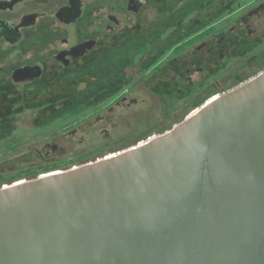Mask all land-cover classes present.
Masks as SVG:
<instances>
[{"label":"flooded vegetation","instance_id":"flooded-vegetation-1","mask_svg":"<svg viewBox=\"0 0 264 264\" xmlns=\"http://www.w3.org/2000/svg\"><path fill=\"white\" fill-rule=\"evenodd\" d=\"M260 69L264 0H0V149L33 141L0 185L60 173L115 145L69 153L84 124L149 101L161 110L154 123H177ZM145 125L116 141L145 139Z\"/></svg>","mask_w":264,"mask_h":264},{"label":"water","instance_id":"water-1","mask_svg":"<svg viewBox=\"0 0 264 264\" xmlns=\"http://www.w3.org/2000/svg\"><path fill=\"white\" fill-rule=\"evenodd\" d=\"M47 174L0 188V264H264V71L142 145Z\"/></svg>","mask_w":264,"mask_h":264},{"label":"rangeland","instance_id":"rangeland-1","mask_svg":"<svg viewBox=\"0 0 264 264\" xmlns=\"http://www.w3.org/2000/svg\"><path fill=\"white\" fill-rule=\"evenodd\" d=\"M262 71H264V69H260L257 72L255 71L253 74H251V76L242 79L241 82H239V84L235 85L234 87L229 88L227 91L234 89L235 87L243 84L244 82L255 77L257 74L261 73ZM222 94L223 93H219V94L214 95L213 97L217 95L219 96ZM213 97H211L210 99H212ZM210 99H208L207 101H209ZM202 105L200 107H202ZM160 113H161V110L156 108L154 104H152L149 101L146 107L136 108L132 110L131 113H128V112H125L122 114H118V112L115 113L112 116L111 120H108L107 123H100L98 125L84 124L85 126H83L81 134L76 137L77 140H68L66 142L67 147H68L67 149L69 150V153L80 152L82 150L81 148H86L89 146L104 145V144H108L114 141L115 143L113 144L115 145L108 147L103 155H96L95 157L91 158L90 162H95L98 159L105 158L111 154L119 153L135 145L137 146L141 142L149 141L151 137H158L159 135H162L165 132L171 130L180 121L181 122L183 121L182 119H180L177 123L175 122L173 123L169 122L165 124L154 123V120L157 119ZM145 124L149 125V127L146 128L148 129V131H146L147 136L145 139H143L145 136L143 138L139 136L131 140L116 141V140H119V137L125 136L128 133H131L134 130L139 129L140 126L145 125ZM104 129L108 130L110 137L114 138L113 140L109 141V139L103 134ZM80 138L83 140L81 141ZM32 142L33 141L26 142L21 147H19L20 148L19 150H16L15 152H12V153L10 152L7 153L0 149V174H2V171L5 169L18 171V169L22 168L23 163H25L26 161L25 156L28 154L27 153L28 148L31 146ZM72 143H74L75 146H72L71 145ZM4 146H5V143H0V148L4 149ZM90 162H86L84 164H87ZM84 164H78L74 166V168L79 167ZM72 168L73 167L68 166L66 169H63L61 171L70 170ZM23 180L29 181L32 179H23ZM12 184L14 183H5L3 185H0V188L9 186Z\"/></svg>","mask_w":264,"mask_h":264},{"label":"bare ground","instance_id":"bare-ground-1","mask_svg":"<svg viewBox=\"0 0 264 264\" xmlns=\"http://www.w3.org/2000/svg\"><path fill=\"white\" fill-rule=\"evenodd\" d=\"M219 96H220V95H219ZM219 96H217V97H215V98H212V99H210V100H209V101H207L205 104H207V103H208V102H210L211 100H214V99L218 98ZM205 104H204V105H205ZM204 105H203V106H204ZM153 139H154V138H153ZM150 140H152V139H150ZM147 142H148V141H147ZM144 143H146V142H144ZM144 143H143V144H144ZM141 145H142V144H141ZM106 158H107V157H106ZM52 174H53V173H52ZM57 174H58V173H57ZM44 176H49V174H47V175H44ZM7 187H8V186H5V188H7Z\"/></svg>","mask_w":264,"mask_h":264},{"label":"trees","instance_id":"trees-1","mask_svg":"<svg viewBox=\"0 0 264 264\" xmlns=\"http://www.w3.org/2000/svg\"><path fill=\"white\" fill-rule=\"evenodd\" d=\"M20 176V174H13L12 177H9L10 179H15L18 178Z\"/></svg>","mask_w":264,"mask_h":264}]
</instances>
